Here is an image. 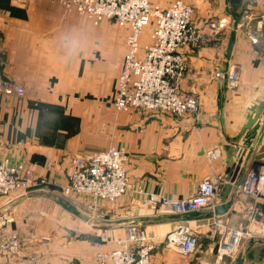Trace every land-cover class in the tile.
<instances>
[{"label":"crops","instance_id":"crops-1","mask_svg":"<svg viewBox=\"0 0 264 264\" xmlns=\"http://www.w3.org/2000/svg\"><path fill=\"white\" fill-rule=\"evenodd\" d=\"M190 2L195 24L211 41L182 50L187 59L182 88L198 99L199 110L175 117L163 112L116 114L109 105L127 52V27L110 20L96 25L47 0H0V73L26 88L24 96L0 91V164L33 163L38 177L51 183L49 189L0 195V244L17 238L20 258L35 264H97L102 230L109 229L112 242L106 247L111 248L125 236L127 225L139 221L156 245L153 264H228L219 252L231 228L252 219L259 225L264 198L238 188L225 203V215L203 219L204 211L186 222L152 219L154 213L142 208L136 192L100 203L101 220L87 216L83 198L74 199L76 203L63 198L68 207L56 196L69 183L75 157L112 146L129 153L133 183L159 198L194 197L204 179L224 175L213 199L219 205L221 186L230 183L228 171L233 173L240 159L246 175L255 165L264 167L261 0ZM208 23L219 26L216 33ZM235 69L239 81L231 85L227 73ZM257 123V136L248 147L246 135ZM210 151L218 154L217 160L208 156ZM181 226L209 228L203 245L191 255L181 254L167 239ZM255 239L249 238L243 251ZM262 239L245 254L246 264H264ZM14 261L0 258V264Z\"/></svg>","mask_w":264,"mask_h":264},{"label":"built area","instance_id":"built-area-1","mask_svg":"<svg viewBox=\"0 0 264 264\" xmlns=\"http://www.w3.org/2000/svg\"><path fill=\"white\" fill-rule=\"evenodd\" d=\"M60 4L67 15L78 13L98 25L105 20L128 27L127 53L121 66L115 106L119 111H162L175 117L196 114L199 101L182 88L187 59L182 50L185 47H204L211 41L210 34L194 22V8L177 0L170 6L157 5L152 0H47ZM264 15V0H261ZM253 18L254 13H249ZM147 27H152L150 42H142ZM216 33L219 26L208 23ZM231 85L239 81L237 69L227 73ZM0 91L7 96H24L25 87L5 79L0 73ZM212 160L218 154L208 152ZM129 157L124 149L110 147L90 155L77 156L72 160V172L64 194L70 199L83 198L88 215L93 218L100 203H114L121 197L136 192L143 196L142 203L157 209L161 215L188 214L215 209L213 199L217 187L225 181L224 175L204 179L194 197L188 199L159 198L136 189L127 171ZM47 179L38 177L32 163L11 165L8 161L0 164V195L26 193ZM238 189L256 199L264 198V167L255 165L247 173ZM96 218V217H95ZM98 219V218H96ZM100 220L103 218H99ZM259 232L264 233V217L259 220ZM256 231L248 236L254 237ZM244 227L231 228L229 237L220 247V255H231L241 247ZM173 236V239L171 238ZM170 236L169 242L178 245L179 252L191 255L196 251L197 241L190 226H181ZM98 244L97 264H153L156 249L152 236L140 226L126 228L124 237L111 243L109 229L104 228ZM45 240H49L45 238ZM111 241V242H110ZM15 257L11 264H35L20 258V242L13 238L0 244V258Z\"/></svg>","mask_w":264,"mask_h":264},{"label":"rangeland","instance_id":"rangeland-1","mask_svg":"<svg viewBox=\"0 0 264 264\" xmlns=\"http://www.w3.org/2000/svg\"><path fill=\"white\" fill-rule=\"evenodd\" d=\"M35 1H38V0H35ZM175 1H177V0H171V2H170V0H168V4H161L160 3V1L159 0H152V2L153 3H155V4H157V5H160V6H162V5H164V7H168V6H170L173 2H175ZM181 1H183V2H185V3H187V4H189V5H191L193 8H194V6L192 5L193 3L192 2H190V0H181ZM165 5H167V6H165ZM194 17H195V8H194ZM106 21V20H105ZM194 22H195V20H194ZM196 25V24H195ZM197 26V25H196ZM128 28V27H127ZM129 30V29H128ZM151 33H152V27H147V28H145V30H144V34L142 35L143 37H142V42H144L145 44H148L149 42H150V35H151ZM129 34V33H128ZM126 41H127V39H126ZM127 46V45H126ZM127 53V52H126ZM186 70H187V62H186ZM185 73H186V71H185ZM185 75V74H184ZM119 77V76H118ZM184 77V76H183ZM26 89V88H25ZM184 90V89H183ZM109 105L114 109V111L116 112V114L117 113H119V114H122V113H140V114H147V113H149V114H153V113H151V112H162V111H128V112H123V111H119L117 108H116V106H115V95L113 96V97H111L110 99H109ZM164 113V112H163ZM167 114V113H166ZM112 147H115V146H112ZM119 149H123V148H119ZM103 151V150H102ZM96 152H100V151H96ZM96 152H93V153H96ZM126 153H127V156L129 157V153L127 152V151H125ZM92 153V154H93ZM129 162V161H128ZM23 163H25V162H23ZM19 164H21V163H19ZM25 164H28V162L27 163H25ZM33 164V163H32ZM15 165H17V164H15ZM35 165V164H34ZM47 179V178H46ZM130 180H131V182L133 183V181H132V179L130 178ZM134 184V183H133ZM135 185V184H134ZM51 187V183L49 182V180L47 179V184H44V185H39V186H36L35 188H33V189H30V191H33V190H42V189H49ZM66 186H63V187H61V189L59 190V192L57 193L61 198H67V199H70L68 196H66L65 194H64V188H65ZM135 188L138 190V189H142V190H144V188L142 187V186H140V185H135ZM138 197H139V194H138ZM141 197V204H142V208H144L145 209V211L147 212V213H154V214H152L153 215V217H166V218H175L177 215H179V214H173V215H161V214H159L158 213V211H157V209H153V208H151V207H149V206H145V205H143V203H142V201H143V199H145L143 196H140ZM122 198V197H121ZM82 199V198H81ZM71 200L73 201V203L75 202L72 198H71ZM79 201V200H78ZM77 201V202H78ZM84 202H85V200H84ZM116 202V201H115ZM76 203V202H75ZM80 203V202H79ZM84 205H85V203H84ZM75 208H76V206H74ZM87 205H85V210H86V212H87V216H89L88 214V211H87ZM78 210V209H77ZM101 208H100V205H99V207H97V210L96 211H93V213L94 214H96V216H94L93 218L94 219H96V218H104V215L101 213ZM96 217V218H95ZM142 217V216H141ZM152 217V216H151ZM100 220V219H99ZM176 221L177 220H180V219H175ZM146 222H148V221H146ZM140 226V225H139ZM244 227V234H243V237H242V239H241V247H240V249L237 251V252H235V253H233V254H231V255H225L224 256V260H225V262H228V264H237L235 261H234V259H238L239 257V254L243 251V248L245 247V244H246V242H247V240L250 238L249 236H248V234H249V232L252 230V231H256L255 232V234H254V236L256 237V238H258V239H261V238H263L262 239V241H263V243H264V233H260L259 232V228H258V226L259 225H257V222L254 220V219H252V221L251 222H249V223H244V224H241L240 226H237V227H235V228H239V227ZM140 227H142V226H140ZM143 229H145L144 227H142ZM103 229V228H102ZM207 229H209V228H206V229H202L201 230V228H197V227H195V226H191V231L194 233V236L196 237V241H197V247H198V245L201 243L202 245H203V241L206 239L205 237H204V235H205V233H208V232H206L207 231ZM146 230V229H145ZM147 231V230H146ZM173 232H175V231H173ZM173 232H171L168 236H167V239L169 240V238H170V236H172L173 235ZM147 233L149 234V232L147 231ZM257 236H259V237H257ZM99 237H100V235H99ZM172 239H173V236L171 237ZM100 239H101V237H100ZM153 239V238H152ZM111 240V239H110ZM101 241H102V239H101ZM100 241V242H101ZM99 242V243H100ZM111 242V241H110ZM98 243V244H99ZM97 244V245H98ZM244 246V247H243ZM113 247H111V248H108L107 247V249H112ZM232 261V262H231ZM243 264H246V262H243Z\"/></svg>","mask_w":264,"mask_h":264},{"label":"water","instance_id":"water-1","mask_svg":"<svg viewBox=\"0 0 264 264\" xmlns=\"http://www.w3.org/2000/svg\"><path fill=\"white\" fill-rule=\"evenodd\" d=\"M236 21V20H235ZM260 128V123H257L246 135L245 138V145L248 147H252L253 145V141L257 136L258 130ZM243 163H244V159H240L239 162L237 163L236 169L233 173H231L230 171H228L229 176L231 177L230 183L227 184L226 186H221V188H224V193L223 195H221V197L219 198L221 203L219 205H217L215 207V209H206L203 210L201 212L206 211L205 213L202 214V218L203 219H207L209 218V215H215V216H223L227 213V206H225V203L228 201L229 196L231 195L232 191L234 188H238L240 187L243 182L245 181L246 178V169L243 168ZM241 173L240 178H238V174ZM59 199H61L68 207L69 204L68 202L65 201V199L61 198L59 195H56ZM74 208V207H73ZM201 212H196V213H188V214H180L177 215L175 218L172 219H180L178 221H194L193 220V215L197 214V213H201ZM160 218L164 219L166 217H154L152 219L155 220H160ZM89 219H91L90 217L87 219L89 221ZM94 220V219H93ZM140 223L139 221H133L132 223H130L129 225H127L126 228L131 227V226H139ZM260 242V240L257 238L255 239L250 246L247 249H244L243 252H241L239 254V258L237 260V264H243L244 262V256L245 254L251 250L254 246L255 243Z\"/></svg>","mask_w":264,"mask_h":264},{"label":"bare ground","instance_id":"bare-ground-1","mask_svg":"<svg viewBox=\"0 0 264 264\" xmlns=\"http://www.w3.org/2000/svg\"><path fill=\"white\" fill-rule=\"evenodd\" d=\"M128 37V36H127ZM126 45H127V41H126ZM110 148V147H109Z\"/></svg>","mask_w":264,"mask_h":264},{"label":"trees","instance_id":"trees-1","mask_svg":"<svg viewBox=\"0 0 264 264\" xmlns=\"http://www.w3.org/2000/svg\"><path fill=\"white\" fill-rule=\"evenodd\" d=\"M263 256H264V252H263V254H262Z\"/></svg>","mask_w":264,"mask_h":264}]
</instances>
